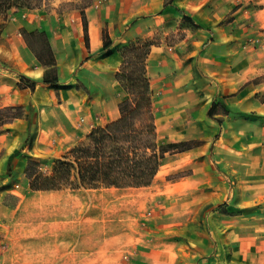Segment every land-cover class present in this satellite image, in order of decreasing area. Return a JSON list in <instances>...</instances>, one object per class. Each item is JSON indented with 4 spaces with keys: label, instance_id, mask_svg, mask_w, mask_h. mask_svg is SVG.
Wrapping results in <instances>:
<instances>
[{
    "label": "crops",
    "instance_id": "obj_1",
    "mask_svg": "<svg viewBox=\"0 0 264 264\" xmlns=\"http://www.w3.org/2000/svg\"><path fill=\"white\" fill-rule=\"evenodd\" d=\"M163 2L109 0L98 10L85 11L87 48H83L82 22L75 27L78 36L74 44L80 58L86 57L74 68L78 86L67 77L72 68L64 46L66 38L56 34L51 19L38 9H10L31 13L23 28L39 30L46 37L59 87L42 82L45 67L25 42L22 26L13 22L4 28L0 32V264H98L119 255L121 264H264V203L257 204L264 199L246 193L240 196L225 186V173L238 176L241 182L264 183V52L244 42L249 30L257 34L252 24L258 11L238 5L239 0H229L224 2V10L206 8V15L201 16L185 1L175 4L202 24L193 30L175 10L160 12ZM226 13L233 17L221 23ZM175 18L182 23L181 29L169 24ZM179 30H184L185 36L169 44V34ZM158 31L161 42L152 46L147 58L156 124V111L161 112L162 106L155 105V97L161 93V101L174 112L172 134L217 135L212 142L213 159L198 158L199 153H194L186 163L171 162L177 171L191 169L186 176L208 184L200 191L199 184L182 187L184 181L175 182L177 188L167 198L186 199L184 212L188 216L179 212L175 200L167 204L162 193L149 198L140 192L132 198L129 189L149 187L145 185L33 188L37 177L53 175L56 163L65 160L66 151L93 127L119 116L118 102L124 97L115 79L120 48L136 36L151 37ZM189 37H194L192 45H187ZM203 44L197 76L187 65L186 82L177 81L175 75L172 79L175 65L162 51L185 48L189 54ZM106 48L110 52L101 58ZM252 50L261 57L254 63L242 59ZM70 52L77 54L75 49ZM20 74L36 81L34 89L25 81L18 85ZM69 84L72 86L66 87ZM185 115L186 129L182 122ZM105 117L106 121H100ZM195 125L196 131L192 129ZM229 133L248 140L229 141ZM237 149L256 152L257 160L242 161L237 167L226 164L224 152ZM132 201L143 218L146 210L150 214V220L138 226L133 246ZM221 203L236 212H222L217 208Z\"/></svg>",
    "mask_w": 264,
    "mask_h": 264
},
{
    "label": "trees",
    "instance_id": "obj_2",
    "mask_svg": "<svg viewBox=\"0 0 264 264\" xmlns=\"http://www.w3.org/2000/svg\"><path fill=\"white\" fill-rule=\"evenodd\" d=\"M42 0H0V13L12 8H36ZM182 14V20L194 27L195 22L183 10L174 7ZM82 28L85 44L88 47V26L84 11ZM136 19H132L133 23ZM20 32L38 59L45 67L42 82L58 88L55 76L54 57L46 37L39 30ZM137 38V37H136ZM131 39L120 48L121 62L115 72V79L124 90L125 96L118 102L119 116L104 125L93 127L84 139L78 141L59 160L50 177H37L32 182L36 189H51L61 186L101 187L108 185H147L153 178L156 167L166 153L182 152L199 146L202 139H185L159 143L154 110V94L147 69V58L152 42L146 39ZM110 52L105 49V55ZM19 86L25 81L34 89L36 81L22 74ZM10 108L6 109L9 111ZM75 174V180L71 175ZM222 212H228L225 203Z\"/></svg>",
    "mask_w": 264,
    "mask_h": 264
},
{
    "label": "rangeland",
    "instance_id": "obj_3",
    "mask_svg": "<svg viewBox=\"0 0 264 264\" xmlns=\"http://www.w3.org/2000/svg\"><path fill=\"white\" fill-rule=\"evenodd\" d=\"M109 0H42L41 4L36 7V8H28V9H38L42 10V14H44L47 18L49 17L51 19V23L53 26V30L56 32L58 35H62V37H65L66 43L64 46L66 47V52H68V58H69V66L73 69L69 70V73L67 75L68 78H72L74 81V84L78 86V80L77 78H74V73L76 68L81 66L83 62H85L86 57L85 55H82L80 58V54L78 53L79 47L74 44L75 36H78V31L76 30V23L77 26L81 24L82 22V15L81 11H86L90 13L93 10H98L102 7H104ZM185 1L188 4L192 5L194 13L200 14L203 16L204 14L206 15L205 11L209 8V10H212L215 8V10H219L220 8L222 10L225 9L224 7V2H228L229 0H164L163 6L160 10L163 11L164 9H171L174 10L175 4L177 3H182ZM106 3V4H105ZM244 5V7H251L252 11L254 10L255 12L258 11V19H256V22H253V29L257 30V34L253 33L254 31H250V34H247L244 38L245 45L250 44L253 46L255 49L257 47H260V51L264 52V0H239L238 5ZM169 5V6H168ZM16 8V7H14ZM207 8V9H206ZM11 9V8H10ZM8 10L6 14L0 13V32L6 28L8 25H12L13 22H15L16 26H22L25 27V25H28V17L30 16V12H25V11H15V10ZM18 9V8H17ZM26 9V8H24ZM204 9V10H203ZM18 17V18H17ZM233 16L229 15V13H226L222 19L221 23L228 22L231 20ZM16 19V20H13ZM171 22V23H170ZM169 24H173L177 28L181 29L182 23L178 19H172L170 20ZM200 24V23H199ZM202 26V24H200ZM255 26V27H254ZM80 27V26H78ZM245 27H247L245 25ZM196 27H192L194 30ZM185 31L184 30H179L177 32H173V34H169V44H174L175 41L180 39V37L185 36ZM81 34V32H80ZM83 35V34H82ZM160 32L158 31L157 33L152 34L151 37H141V36H136V39H146L150 40L152 42L151 48L154 45H157L161 42L160 40ZM255 35V36H254ZM134 39V38H133ZM191 39L190 41H187V45H192L191 41H193L194 37H189ZM0 42H3V36L0 33ZM193 45H196L193 42ZM204 44L202 45L201 49L198 48L197 52L194 53H187L186 49L183 48L182 50L180 48H166L164 51H162L161 54L166 55L171 59V62L173 65H175L172 68L171 71V78L173 79V76H177V81L183 79L186 82V73H187V65H190L189 68L193 69V71L198 72V65L200 63L199 56L200 52L203 48ZM83 48H87V45L85 44V39L83 41ZM150 48V50H151ZM75 49L77 51V54L71 53L70 50ZM185 49V50H184ZM254 49V50H255ZM252 50V54H246L242 56V59H251V62L254 63L258 57H261V54H258V51ZM217 55H220L219 53L215 52ZM75 56V57H73ZM105 56V50H103L100 53V57L102 58ZM75 58V59H74ZM67 64V63H66ZM178 67H181L180 69ZM75 68V70H74ZM151 68L154 69L155 66L151 63ZM174 68H176L174 70ZM183 70V71H181ZM190 71V70H189ZM77 77V76H75ZM175 78V77H174ZM73 84V83H72ZM72 84L66 85V87L72 86ZM120 92L122 93L123 96H125V92L123 89H120ZM197 93V92H196ZM195 93V95H196ZM162 96L161 93L155 97V105H159L161 108L162 106V111L157 110V126H158V142L159 143H164V142H170V141H179V140H185V139H202L203 143H201L198 146L192 148L191 151H183L181 153L177 154H169L166 153L165 156L161 160V164L158 167H156V172L151 179V181L145 185L149 186L143 189H136V188H131L130 190V195L136 196L138 193H143V197H149V198H155L160 196V193H162V196H164L165 201L167 204L171 205V202H175L176 208H179V212H184L186 211V199L181 198L179 200L175 199H170L167 198L171 193L177 188L176 183L177 181H184V184H181L182 187H187L188 185H198L197 188L202 191V189L208 188L207 185H202L201 182H197V179L195 177H188L186 176L187 174H190L191 169H183V170H176L175 167L172 168L171 162L174 160L176 163H186L187 160L192 157V154L194 153H199L196 154V157H205L206 159H213L214 157V144L212 143L215 137V135H210L209 137L206 138H201L199 137L200 133L199 132H193L192 133H181V134H172L171 133V128L172 124H175L174 120V112L173 109H167L166 103L162 102ZM167 100V99H165ZM161 105V106H160ZM186 115L183 117L182 122L184 123L185 129L187 126V121H186ZM77 122H79V116H76ZM107 118H101L100 121H106ZM98 121V120H97ZM199 121H201L199 119ZM196 121V125L197 122ZM196 125L192 127L193 130H197ZM187 137V138H186ZM228 140L236 143H241L243 141H247L248 139L244 135L241 134H235V133H229L228 134ZM256 153V152H255ZM250 150H226L223 154V158L226 159V164L232 166V167H237V165H241L240 163L243 162H255L257 160L256 154ZM195 155V154H194ZM226 174V188L229 190L233 191H238V193H241L240 196H242L243 193L246 194H251L261 196V200L264 199V183L262 182H241L239 177L235 176L234 174ZM185 176V177H184ZM134 186V185H131ZM175 187V188H174ZM167 199H166V198ZM175 200V201H174ZM256 200H258L256 198ZM264 202H258L257 204L262 205ZM150 207V204L147 203V207ZM219 206V205H218ZM217 206V208H219ZM143 207H145L143 205ZM147 209V208H146ZM221 211L223 207L221 206L219 208ZM148 210H146L145 218H143V214L139 213L138 210L135 208L133 201H132V206H131V216H130V226H131V234H130V239H131V246L135 245V238L138 236V226L142 227L143 224L141 222H146L149 221L150 219L148 216L150 215L147 213ZM228 211V210H227ZM236 210L228 211L225 212L226 214H231L235 213ZM185 218L188 216V213H183ZM180 221H183V218H179ZM184 234V233H183ZM135 243V244H134ZM85 254V253H84ZM90 255V254H89ZM89 255H83L84 257H89ZM116 260H111L108 262L102 263L101 261L98 264H121L122 261H119L120 255L115 257ZM113 261V262H112ZM89 264V263H86Z\"/></svg>",
    "mask_w": 264,
    "mask_h": 264
}]
</instances>
